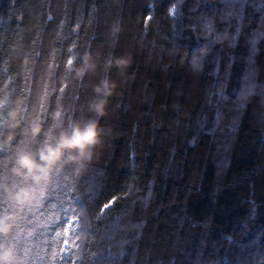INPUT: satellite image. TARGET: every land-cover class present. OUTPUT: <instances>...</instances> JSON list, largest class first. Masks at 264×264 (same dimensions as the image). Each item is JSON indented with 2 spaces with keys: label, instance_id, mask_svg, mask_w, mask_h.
<instances>
[{
  "label": "trees",
  "instance_id": "obj_1",
  "mask_svg": "<svg viewBox=\"0 0 264 264\" xmlns=\"http://www.w3.org/2000/svg\"><path fill=\"white\" fill-rule=\"evenodd\" d=\"M208 16L227 40L204 35ZM262 21L264 0H0V81L11 78L17 93L59 79L53 48L56 62L85 42L102 59L132 60L125 77L110 72L120 82L101 120L110 135L82 177L75 165L54 177L36 214L33 264H254L264 255V38L252 42ZM202 47L196 72L182 57ZM90 80L62 102L85 104ZM104 205L87 235L111 238L82 240L78 213Z\"/></svg>",
  "mask_w": 264,
  "mask_h": 264
},
{
  "label": "clouds",
  "instance_id": "obj_2",
  "mask_svg": "<svg viewBox=\"0 0 264 264\" xmlns=\"http://www.w3.org/2000/svg\"><path fill=\"white\" fill-rule=\"evenodd\" d=\"M232 15L229 13L221 20L227 21ZM215 25L216 20L208 16L202 18L200 28L214 43H222L229 34H218ZM192 27L195 30L196 26ZM260 27L264 28V21ZM116 31L118 28L113 29V34ZM261 38L264 31L252 37L253 44ZM80 46L73 43L66 51L72 52ZM90 48L85 42L83 51L66 55L59 62L55 61V54L60 49L53 48L50 67L61 68L62 74L51 84L45 80L30 91L17 93L10 86L11 78L0 81V153H3L0 156V264H33L30 245L36 231V214L48 198L54 177L69 165H75L71 174L74 178L82 177L87 171L86 162L93 160L95 149L110 135L101 120L108 115L110 99L118 94L120 87V82L112 79L110 72L115 67L117 75L125 77L132 60L129 55L113 54L102 59L101 52H92ZM208 52V48L202 47L191 54L184 53L182 62L187 61L196 72L203 71V60ZM63 72L71 73V79H66ZM85 77H95V82L90 80L85 85L91 88V97L78 109L65 105L63 94L71 85L78 88ZM253 94L254 90L248 93ZM70 95L72 100L78 99L75 92ZM107 207L110 205L102 206L94 216L86 210L78 213L77 226L84 228L82 240L97 243L111 238L103 234L87 235L94 221L104 217ZM254 264H264V255L257 257Z\"/></svg>",
  "mask_w": 264,
  "mask_h": 264
}]
</instances>
